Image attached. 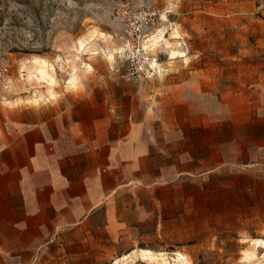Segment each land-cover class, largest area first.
I'll list each match as a JSON object with an SVG mask.
<instances>
[{
    "label": "rangeland",
    "instance_id": "obj_1",
    "mask_svg": "<svg viewBox=\"0 0 264 264\" xmlns=\"http://www.w3.org/2000/svg\"><path fill=\"white\" fill-rule=\"evenodd\" d=\"M140 12L152 22L139 40ZM3 73L0 105L23 107L56 103L86 77L136 78L154 120L219 166L169 192L162 229L134 243L67 231L41 264H264V0H0Z\"/></svg>",
    "mask_w": 264,
    "mask_h": 264
},
{
    "label": "crops",
    "instance_id": "obj_2",
    "mask_svg": "<svg viewBox=\"0 0 264 264\" xmlns=\"http://www.w3.org/2000/svg\"><path fill=\"white\" fill-rule=\"evenodd\" d=\"M96 76L56 103L0 105V264H41L71 230L137 242L164 227L170 191L218 170L154 120L136 78Z\"/></svg>",
    "mask_w": 264,
    "mask_h": 264
},
{
    "label": "built area",
    "instance_id": "obj_3",
    "mask_svg": "<svg viewBox=\"0 0 264 264\" xmlns=\"http://www.w3.org/2000/svg\"><path fill=\"white\" fill-rule=\"evenodd\" d=\"M152 16H150L148 13H135L132 17V29H131V36L137 39H141L144 35V31L147 28V26L152 22ZM130 62L131 65H135L136 63V56L135 52H132L131 57H130ZM149 67L153 70L152 63L149 64ZM143 73H146V69H143ZM7 71V69H6ZM4 73L1 75L0 74V81L3 80Z\"/></svg>",
    "mask_w": 264,
    "mask_h": 264
},
{
    "label": "bare ground",
    "instance_id": "obj_4",
    "mask_svg": "<svg viewBox=\"0 0 264 264\" xmlns=\"http://www.w3.org/2000/svg\"><path fill=\"white\" fill-rule=\"evenodd\" d=\"M169 41V40H168ZM80 43V46L78 47V51H80V52H82V53H87V52H89L90 51V47H88V42L86 41V40H84V41H81V42H79ZM168 46H170V43H166ZM93 52V54L95 53V52H97L96 50H93L92 51ZM81 54V53H80ZM170 54L172 55V57H177L178 56V54H179V51L178 50H176V49H173L172 47H170ZM41 64L43 65V66H48V62L47 61H45V60H42V62H41ZM155 64L154 63H152V66L153 67H155L154 66ZM52 67V69H51V71H55V68H54V66L52 65L51 66ZM156 68V67H155ZM40 72H42L43 70H40V69H38ZM33 75V73H31L30 72V76H32ZM80 72H79V70H78V67L77 66H75L74 67V70H73V73H72V76H71V80H70V83H75V82H77V81H79V79H80ZM51 79L53 80H55L56 79V77L54 76V74L51 72ZM264 243V242H263ZM146 251V250H145ZM148 252V251H147Z\"/></svg>",
    "mask_w": 264,
    "mask_h": 264
}]
</instances>
